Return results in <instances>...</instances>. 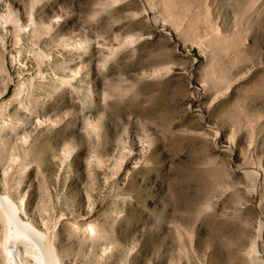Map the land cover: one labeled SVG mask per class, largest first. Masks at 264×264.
Listing matches in <instances>:
<instances>
[{"label":"rangeland","instance_id":"obj_1","mask_svg":"<svg viewBox=\"0 0 264 264\" xmlns=\"http://www.w3.org/2000/svg\"><path fill=\"white\" fill-rule=\"evenodd\" d=\"M0 18V185L63 264H264V0Z\"/></svg>","mask_w":264,"mask_h":264},{"label":"bare ground","instance_id":"obj_2","mask_svg":"<svg viewBox=\"0 0 264 264\" xmlns=\"http://www.w3.org/2000/svg\"><path fill=\"white\" fill-rule=\"evenodd\" d=\"M3 18L5 19V17ZM19 29H22L21 25H19ZM17 33L19 36L22 34L21 31ZM63 81L71 82L66 76L63 77ZM38 122L42 121L38 120ZM15 158V162H18L19 159ZM0 220L2 223L0 252L3 254L6 264H63L57 247L52 243L50 231L29 220L25 202H18L13 196L6 194L1 185ZM87 230L91 234L102 231L101 229L98 232L94 224H90Z\"/></svg>","mask_w":264,"mask_h":264}]
</instances>
